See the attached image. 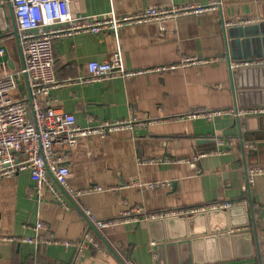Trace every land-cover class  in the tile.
I'll list each match as a JSON object with an SVG mask.
<instances>
[{
  "label": "crops",
  "instance_id": "obj_1",
  "mask_svg": "<svg viewBox=\"0 0 264 264\" xmlns=\"http://www.w3.org/2000/svg\"><path fill=\"white\" fill-rule=\"evenodd\" d=\"M209 1L70 3L81 13H102L113 8L116 14H124L149 5ZM219 13L217 8L178 15L160 24H124L117 28L116 35L104 30L52 40L54 73L61 84L49 91L57 98V107L71 112L80 126L122 118L145 124L104 134L87 133L65 150L70 186L101 188L72 195L81 210L65 194V204L55 200L46 187L37 194L26 171L0 177V236L37 238L36 242L0 238V264H71L76 246L63 242L78 240L86 231L93 242L83 251L79 264H121L90 226L86 210L93 218L107 220L118 219L128 211V216L106 227H95L127 264H155L157 252L153 244L165 233L164 221L160 220L187 219L194 213L148 215L223 201L234 202V215L243 217L241 212L245 213L247 224L235 230L250 231L251 241L188 236V241L178 243L180 239H176L169 247L170 258L177 264H264V172H248L250 166L264 164V147L255 156L249 155L254 145L239 135L245 131L248 135L250 131L264 135V117H240L238 124L230 77V71L235 70L230 68L233 62L264 57V21L255 15L238 17L240 22L243 18L250 20L242 23L257 24L258 35L226 37L224 29L231 22H223ZM0 43L6 45L12 60L11 65L0 62V70L20 68L22 62L13 35ZM117 45L128 70L175 63L187 55L212 60L164 71L80 80L89 75V61L110 59ZM19 85L26 92L23 76ZM220 109L225 111L191 116L199 110ZM37 223L41 224L38 228Z\"/></svg>",
  "mask_w": 264,
  "mask_h": 264
},
{
  "label": "built area",
  "instance_id": "obj_2",
  "mask_svg": "<svg viewBox=\"0 0 264 264\" xmlns=\"http://www.w3.org/2000/svg\"><path fill=\"white\" fill-rule=\"evenodd\" d=\"M8 1L12 6L23 62L18 69L0 70V177L26 171L34 181L37 194L42 187H46L51 191L53 198L63 204L66 198L62 187L71 196L84 191L101 189L99 186H89L84 189L70 186L71 171L66 163L65 150L73 145L81 135L91 132L104 134L107 131L132 128L144 125L145 121L122 118L80 126L71 112L57 107L55 104L57 98L49 91L51 87H58L61 84L54 73L52 40L60 36L83 32L99 33L104 30L113 31L116 35L117 28L124 24L139 22L160 24L178 15L199 14L215 10L221 3V0H210L207 3L182 2L169 6L149 5L136 12L116 14L113 8L102 13H81L72 8L71 0ZM241 21L250 20L243 18ZM210 60L212 58L187 55L175 63L128 70L123 64L121 47L117 45L110 59L89 61L87 64L89 75L80 80L85 82L115 75L130 76L146 71H164ZM249 64H264V57L238 60L230 64V68ZM21 76L25 79L26 92H23L19 85ZM224 111L221 109L199 110L191 116H210ZM234 113L237 117L264 115V105L237 107L234 108ZM248 172L249 174L263 173L264 164L252 165ZM154 185L157 184H150V186ZM233 204L234 202L231 201H223L201 208L151 213L148 216L191 214L207 208H227ZM85 213L90 215L91 222L98 228L106 227L129 215L128 211H124L118 219L107 220L93 218L87 210ZM40 225L37 223L36 228ZM0 238L4 240L23 239L29 242H36L37 239L35 236L25 238L0 236ZM92 242L89 231L84 232L78 240L63 242L64 245L74 244L76 246L77 252L71 264H79L83 251ZM128 264L136 263L130 261Z\"/></svg>",
  "mask_w": 264,
  "mask_h": 264
},
{
  "label": "water",
  "instance_id": "obj_3",
  "mask_svg": "<svg viewBox=\"0 0 264 264\" xmlns=\"http://www.w3.org/2000/svg\"><path fill=\"white\" fill-rule=\"evenodd\" d=\"M219 14L223 19L230 20L231 24L227 25L224 29L225 36H252L256 37L259 32L256 31L257 24L253 23H242L238 17L246 16H257L260 21H264V0H222L219 7ZM8 11V16L6 15ZM242 19V18H241ZM13 35L19 56L22 60V54L20 45L17 37V29L14 20V15L12 11V6L8 0L6 4L4 2L0 3V40L4 37ZM0 62H7L12 64V60L8 57V51L6 45L0 43ZM231 77V88L234 94V108L238 106H251V105H264V64H249L242 65L232 72L230 71ZM258 117H264V115H254ZM240 117H237V122L240 124ZM250 131V130H249ZM251 135L248 132L239 133L240 137L244 138L245 141H250L254 145L252 150H249L248 154L256 155L260 152L262 147H264V135L260 136L252 131ZM264 149V148H263ZM61 188V186H59ZM65 195L75 204L73 197L66 193L64 188H61ZM77 206V204H75ZM79 210L80 207L77 206ZM244 209L243 206L239 207ZM234 206L222 208H210L207 210H198L194 214L190 215L187 219H182L179 217H169L161 219L160 222L164 221L163 228L165 230L164 235L161 234L157 238V242L153 244V250L157 252V258L155 259V264H177L173 262L168 254L169 247L174 245L176 239L178 243L182 241H188L186 237H195L205 240L225 239L229 242H236L238 239H247L251 241L250 231H236L237 226L247 224V218L245 213L242 211L243 217L234 215L233 210H236ZM87 218V217H86ZM88 219V218H87ZM179 219L180 221H174ZM90 226L98 234L106 247L111 251V253L118 259L121 264H127L117 253V251L111 246V244L106 240L102 233L93 225V223L88 219ZM218 221V222H217ZM176 222V223H175ZM178 222V223H177ZM193 229V231H191ZM252 231L254 242L257 245L258 241L256 239V228L254 221H252ZM183 239V240H182ZM169 255V256H168Z\"/></svg>",
  "mask_w": 264,
  "mask_h": 264
}]
</instances>
